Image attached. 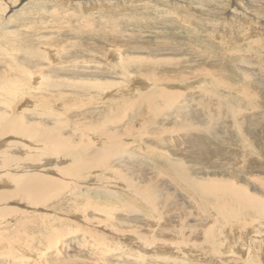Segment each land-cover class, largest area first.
I'll use <instances>...</instances> for the list:
<instances>
[{
	"label": "rangeland",
	"instance_id": "obj_1",
	"mask_svg": "<svg viewBox=\"0 0 264 264\" xmlns=\"http://www.w3.org/2000/svg\"><path fill=\"white\" fill-rule=\"evenodd\" d=\"M66 1L67 0H0V70L6 72V76L10 77L12 74H17V71L20 69L23 75L20 77L17 76L18 80L16 81L23 83L24 80L27 81V79H25L26 69L23 67L25 65L23 63L24 56L32 54L37 57L36 54L39 53V65L37 66L38 68L34 70V73L36 75H43V77L46 78L43 79L45 85L48 84L51 86L53 83L55 85V87L46 86V88L42 86L38 88L37 91H32V93L31 90L17 91V95L8 96V98L4 97L6 100V107L0 109L2 123L7 119L13 118L12 115L16 118L22 117V120L26 121L27 124L30 123V121L31 124L38 122L42 123V120L44 122L49 121L48 124L50 126L53 124V126L56 127L55 132H57V134L59 133L60 136L62 135L60 137H63L61 139L62 141H66L68 138H72L74 141L76 138L74 137V135H76L75 133H80V131L85 132V127L87 133L83 134L87 135V137L88 134H91L93 138L95 136L96 143H99V145L101 144L102 146H99L101 148L111 145L110 142H107L109 140L102 134L107 132L112 134L114 132L115 136H117V139L114 141L122 142V145L120 144L121 146L119 147L120 156L118 157L123 155L122 158H128V167L134 171L143 168V172H145L147 177L149 175L154 177L155 174H158L164 179H169L171 172H162L164 166H161V164L165 160H172L184 162L188 165L195 164L200 168L201 172L195 171L194 175L197 178L212 177L208 178L212 183L215 176L217 179L223 177L226 178L227 181L237 182L238 185L243 184L246 187L249 186L251 192L255 190L254 188H259V184L256 181H258V179L264 181L263 0H242V2L234 0L236 4L238 3L240 8L233 0H215L209 3L205 0H195V3L193 0H173L177 2L176 5L171 1L169 2L171 4L167 2L166 5L157 3L159 8L152 6L155 0H149L150 2H154L150 6L148 4H139V2L148 0H128L129 3L120 9L108 10L107 8L97 7L94 9H87L85 12H82L81 8L70 6V0H68L67 3ZM251 4L255 6H251ZM183 5L186 6L183 7ZM243 7V12H246L245 10L247 9L246 13L248 14L250 11L248 15L255 18L253 24L255 23L256 28H254L253 31L249 29V23L234 21L235 19H233L232 10L236 8L237 10H241ZM213 10L214 12L217 11L216 15ZM219 17L222 18L220 19ZM256 23H258V25L261 24V26H258ZM234 25L239 26L242 32L240 36L233 37L232 34H230L233 39L217 32V30L221 31L224 28L225 30H230ZM116 34H119L117 39L120 46L119 51L128 49L125 51L128 55L130 53V48L133 47L138 49L142 47V52L140 51L138 53L142 55V58L147 57L150 61L149 63H153L154 58L157 59L156 61H160L158 65H155V68L152 66L154 71L160 73L159 78L163 84L162 86L157 84L154 88V95L160 96V94H162L159 98L157 96L156 100L154 99L155 102L153 103L155 104L146 101L145 98L142 99V102H137L139 101V94H135L136 97L134 100L130 99L127 102L122 100L125 96L121 97L117 96V94L114 96L109 95V90L107 89L113 88L111 90L113 91L116 89L115 86H119V83H122L124 86L128 79H123V77L116 78L112 69L110 70L108 67L94 70L95 66L100 67L103 64V66H105L106 58L104 55H107L109 52H102V48H110L109 46L106 47L107 43L105 44L102 39H104V37L105 39L113 37ZM98 36L101 37V40H99ZM240 38H242V40H240ZM39 40L40 42L42 41L40 44ZM95 45L101 47L99 48V52L88 55L86 53L87 48L88 50H93L96 47ZM44 49L55 51L57 58L51 53L47 54ZM100 54L102 56H100ZM136 55L137 54L130 53V56L135 57ZM67 65L70 67L80 66L81 69H71L73 72H69L70 70H66L65 72L59 69V67L62 66L67 68ZM8 67L12 70V74ZM172 70L178 75L171 78V80L164 79V75L171 74L170 72ZM131 74L135 76V84L133 85L136 87L140 86L144 88L143 85L145 82L153 84L155 82L152 78L147 80L146 77H144L142 73H138V71H132ZM210 74H212V76H210ZM193 76L194 78L202 77L201 84H206L207 82H203L204 77L210 78L212 83H209L208 87H203V85H200L199 81L196 80L198 85L195 84L197 82L191 80ZM81 78L89 81H96L98 79L102 83L95 82L93 85L89 82L91 88L94 86L95 89L89 90L88 95H85V97L83 96V99L80 98L82 95L78 91L80 90L78 88H74L72 91L75 92H72L73 95L70 96L59 93L60 91H65V89H71V84L70 87H68L67 82L72 83L70 80H81ZM13 79H16V76ZM13 79L9 82L12 83L14 81ZM180 79L184 81L181 80V82L179 81ZM185 79H189L190 81H186ZM3 80L5 81V79H0V82ZM167 83L171 86L178 85L186 86L187 88H167L165 87ZM191 83L193 84L192 86L190 85ZM108 84H110V86ZM96 86H98V88ZM210 86L211 89L209 88ZM28 87L27 84L25 88L28 89ZM49 90L51 91L49 92ZM178 90H180V92H178ZM105 91L108 94H106ZM161 91L164 93H161ZM14 92H16V90H14ZM91 92H93V94ZM136 92L140 93L138 90H136ZM169 93L175 95H170L172 98L175 97V99L168 101V103L163 98H167ZM179 93H181V95ZM22 97L24 98L23 100ZM62 101L64 103H62ZM81 104L83 109L87 112L80 115L78 113L79 111L74 108L79 107ZM166 106L168 107L166 108ZM72 111L73 115L71 116L70 113ZM8 112L9 115H12L9 116ZM43 114L46 116L44 117ZM62 114L65 115L62 116ZM91 114H94V116L100 114L99 116L103 118L100 117V119L96 121L90 117ZM60 115L63 118H61ZM103 115L108 118V121ZM48 116L50 119H48ZM110 117L111 119H109ZM59 118L63 121H60L61 119ZM151 118H153L152 121ZM83 119L86 120L82 122ZM55 121L59 122L56 123ZM63 124L67 125L65 126ZM57 125L63 127L59 128ZM75 130L76 132L73 134L72 132ZM13 134L14 133L7 134L5 137H7L8 140H15L17 137V139H20L17 134L15 136H13ZM27 142L33 143L29 139ZM36 145L39 147L36 150L29 148V151L32 152L31 156H33V154L37 156L34 157V161L28 160L30 164L33 162V164L42 165L46 160L50 159L46 161L49 166L42 169L46 171L45 175L51 178H59L61 181L66 180V185H64L65 181L61 182L63 186L66 187H64V191H67L66 194H68V192H75L76 194L81 193L83 200H77L76 202L75 199L74 201L72 199L69 202L74 206L80 202L77 208L78 211L75 213H68L71 209L60 210L61 212L59 210L57 211L55 208L52 209V205H55L53 202H48L47 207L27 208L25 207L27 205L25 201L20 200L18 202L20 208L23 209L22 211H28V215L36 214L37 212L42 213L40 211L41 209H47L44 212L45 214L47 213L45 216L51 219L58 218L60 221L43 218L42 223L49 224L51 227L49 225H41L42 228L40 229V227H37L35 228L36 231L32 230L36 224L33 226L32 222L27 221V224H29V226H27L28 229H22L21 232L11 234L7 226L10 222L16 223L20 218L15 219L14 216L9 217L8 219H11L8 223L6 218L0 216V264H68L71 260L76 259L89 260L92 251L97 253L95 256L96 259L99 257L105 259L104 264H117L114 261V263L109 261L106 262V259L133 260L134 256L131 251H125L121 248L118 249V247L112 246L110 242H107V244L103 240L104 236H108L110 233L114 234V228H110V225L98 224L100 226H97V223H99V221H104L106 217L102 214L95 213L93 208L85 209L87 211L84 210L87 204L86 202L89 201L91 206L98 207L102 205L106 208L117 210L116 215L121 216L123 220L128 221L130 225L139 223V221L136 220L138 215L135 211H123L125 205H127V194H125L127 191H125V193L117 192L116 195H112L111 193L114 192H112L113 189L111 188L110 190L107 189L109 194L104 193L107 192L106 189L96 181L97 177H101L100 172L90 176L92 180H95L93 182H88L87 180L89 178L86 179L87 175L91 173L89 171L86 173L84 170H81V172L83 171V173L85 172L86 174L80 173V175H75L76 177L73 176L70 178L69 175L64 176V174H61L59 171L68 167V162L70 164L80 162V157L77 156V154V158H75V155L61 157L62 155L58 156L56 154L59 151L53 152L55 153L54 156L41 155V153H44L45 147H43L44 145L42 143ZM67 145H69V143L66 141L62 147ZM42 157L43 159H40ZM113 157L115 158L117 156L115 154L112 155L110 169L115 165V159ZM118 157L117 159H119ZM63 160L67 162L68 165L64 164L62 168H55L53 166L55 161ZM229 161L233 162L235 167L227 172L221 167L225 166ZM157 164L159 166L156 167ZM122 165L126 166L127 164ZM135 165L139 168H136ZM114 167L115 166H113V170L116 169V167ZM40 168H43V166ZM77 170L80 172L79 168H77ZM116 171L117 170H115L114 175L118 177H120V175L125 177L129 176L126 171H121V173H119V170L117 171L118 174ZM58 172L60 174H58ZM230 175L232 176L230 177ZM82 177L84 178L83 180L80 179ZM129 177L134 179H131L133 182L142 184L139 186L140 190H142L143 187L147 188V185L144 186L146 181L145 178H141L139 175H131ZM254 178H256V181ZM59 179L57 180L59 181ZM150 180L151 179H149V181ZM122 181L123 179L121 178L120 182ZM1 183L5 184L3 181L0 182V185H2ZM72 183L76 184L78 189H75L76 186L74 187ZM123 184L129 186L127 182H123ZM95 188L98 189L96 190ZM91 189L93 190L91 191ZM98 191L100 193H96ZM113 191H115V189ZM161 191L162 190L159 188H155L154 192L151 190V193L154 194V198L158 196V201H163L162 198L164 197L167 198V194L174 197L177 196L172 193L165 194ZM256 196L264 202V194H261L259 191ZM162 201L160 206L163 208ZM172 203L175 204L173 207H179L181 205L178 202ZM166 206L169 207L168 203L165 204V207ZM78 212H80V215ZM15 213L14 211V214ZM72 214L76 215L78 219L71 218L70 216H73ZM22 216L23 214H21V217ZM110 216L114 217L113 215ZM68 218H71L69 222L71 223V221H73L77 227L70 228V226L65 223L66 221L68 222ZM249 220L250 219H248V221ZM93 221H96V223L94 224ZM234 221L224 222L226 223L224 227L215 226V229H213V226L211 228L213 233L215 232V236L217 235L216 240H218V238H223L222 229L230 231L229 228L233 227H236L238 230L244 228L242 235H245V237L247 236V238L253 235L254 230L251 229H255L254 225L256 226L257 222L253 224V221L250 220L246 226L245 224L242 225V223H246L245 219H237L235 222ZM54 224L56 226L53 227ZM239 226H241V228ZM198 229L201 230L200 227ZM215 230H218V232L216 233ZM238 230L235 229V232ZM239 232L240 231L230 234V236L238 242L241 235ZM1 242H5L3 243L5 245ZM36 242L38 244H33ZM7 246L8 248H6ZM65 261H67V263H65ZM102 262L103 261H99L101 264ZM261 263L264 262L262 261Z\"/></svg>",
	"mask_w": 264,
	"mask_h": 264
},
{
	"label": "bare ground",
	"instance_id": "obj_2",
	"mask_svg": "<svg viewBox=\"0 0 264 264\" xmlns=\"http://www.w3.org/2000/svg\"><path fill=\"white\" fill-rule=\"evenodd\" d=\"M67 1H66V3H67ZM70 1H71L69 3L70 6H74V7L79 8V9L81 8L82 12H85L87 9H94L97 7L107 8L108 10L118 9V8L120 9L124 5H127V3H129L128 0H73V1L70 0ZM170 1L175 5L177 3L176 1H173V0H155V3L150 2L148 0V1L139 2V4H141V3H142V5L148 4L150 6V5H152V3H154L152 6H156L159 8L157 3L162 4V5H166L167 2L169 3ZM193 1L195 3V0H193ZM205 1L209 3V2H213L215 0H205ZM235 1L233 0V2H235ZM239 1L242 2V0H239ZM253 1H255V0H253ZM228 3H230V2H228ZM169 4H171V3H169ZM235 4H236V2H235ZM236 5L238 6V3ZM246 5H247V3H246ZM252 5L253 4H251V6ZM184 6H186V5H183V7ZM205 6H207V5H205ZM253 6H255V5H253ZM214 7H215V5H214ZM251 8H253V7H251ZM243 9H244V7L241 8V10H237V8L233 9L232 10L233 19H235L234 21L245 22L247 24L249 23V25H248L249 29H251L253 31V29L256 28L255 23L253 24V22L255 21L254 20L255 18H253V16L250 17L248 15L250 13L249 10H248L249 12L247 14L246 13L247 9L245 10L246 12H243L242 11ZM181 10H182V7H181ZM252 11H253V9H252ZM213 12H214V10H213ZM216 12H214L215 15H216ZM182 13H183V11H182ZM208 13H207V15H208ZM184 17H185V15H184ZM199 17H201V16H199ZM209 17H210V15H209ZM201 19H203V18L201 17ZM208 21H210V20H208ZM217 21H219V20H217ZM258 23H256V24L258 25ZM261 23H262V21H261ZM40 24H42V23H40ZM226 24H227V22H226ZM232 24H233V22H232ZM198 25H199V23H198ZM237 25H234L230 30L228 29L229 31L225 30V28H224L221 31L217 30V32L221 33L225 36H229L231 39H233L234 36H238V35L240 36L241 32H242L241 28ZM258 26H261V24ZM59 28H62V27H59ZM260 33H262V32H260ZM230 34H232L233 37ZM43 35H44V33H43ZM81 35H83V34H81ZM207 35H209V34H207ZM118 37H119V34H116L113 37H109L107 39H105V37H104V39H102L105 44L107 43L106 47H108V46L110 47L107 49L102 48V52H105V53H106V51H109V52L107 55H104L106 58L105 59V66H103L104 64L100 67L95 66L94 70L103 69V68L108 67V68H110V70L112 69L113 74H115L116 78L123 77V79H128L126 85H124V86L122 85V83H119V86H115L116 89H114L113 91H111L113 88L107 89V90H109L108 91L109 95L114 96L115 94H117V96H121V97L125 96L122 100L127 102L130 99L134 100V98L136 97L135 94H139V97H138L139 101H137V102H142V99L145 98L146 101H148L152 104H155L153 102H155L157 96H158V98L160 96H162V94H160V96L154 95L155 86H157V84H160L161 86L163 85L161 82V79L159 78L160 73L158 71H154L155 65H158L160 63V61H156L157 59L154 58V60H153L154 62L149 63L150 61L147 57L142 58V55L138 54L141 51L142 47L138 48V49L133 48V47L130 48V50H129L130 53L137 54L135 57L130 56V53L128 55L126 54L125 51H127L128 49H124L125 51H119L120 46H119V43L117 40ZM98 38H99V40H101L100 36H98ZM223 38H224V36H223ZM240 40H242V38H240ZM41 42L39 40V44ZM229 42H230V40H229ZM105 44H104V46H105ZM121 44H124V43H121ZM231 44H232V41H231ZM92 46H93V44H92ZM118 46H119V48H118ZM83 47H86V46H83ZM99 48H101V47L96 46L94 49L92 48L93 50H88V48H87L86 53L88 55L98 53ZM48 50H45V52L47 54L51 53L53 56H56L55 51H48ZM162 50H163V48H162ZM73 53H74V50H73ZM38 54H36L37 57L33 56L32 54L24 56V59H23L24 62L23 63L25 65L23 67H24V69H26L25 79H27L28 82L26 80H24L23 83L16 81V80H18L17 76L20 77L23 75V73L20 69L17 71V74H12V70L8 67L10 69V73L12 74V75L10 74L11 75L10 77L6 76L7 75L6 72L0 70V79H5V81L3 80L2 82H0V109L6 107V104H5L6 100L4 99V97L8 98V96L11 97L13 95H17V91L21 92L23 90H31V93H32V91H37V89L42 87V86H45V88H46V86H50L48 84L47 85L44 84L43 79L45 77H43V75H36L34 73V70L36 68H38L37 66L39 65ZM52 55H51V57H52ZM166 55H168V54H166ZM100 56H102V55L100 54ZM100 56H99V58H100ZM47 57H48V55H47ZM56 58H57V56H56ZM152 66L154 68H152ZM59 69L62 71H65V72H66V70L67 71L70 70L69 72H73L72 70H79V69H81V67L80 66H75V67L71 66L70 67L67 65V68L62 66V67H59ZM132 71L133 72L138 71V73L139 72L142 73L143 76L146 77L147 80H150V78H152V80H155L154 84L149 83V82L148 83L145 82L143 85V87L145 89L140 87V86L136 87L135 85H133V84H135L134 83V80H135L134 77L135 76H134V74H131ZM170 73L171 74L164 75V79H168V80L170 79L171 80V78L178 75L174 70H172ZM15 76H16V79H13ZM210 76H212V74H210ZM11 77H13V78H11ZM12 79L14 81L12 83H10ZM201 79H202V77L194 78V76H193V78L191 80L195 81V82L199 81L200 85H203V87H208L209 86L208 84L212 83L210 78L204 77L203 82H206V81L207 82H206V84H201ZM181 80L184 81L183 79H180L179 81H181ZM187 80L190 81L189 79H187ZM70 81L72 83L67 82V86L70 87V84H71V89H65V91H60L59 93H62L65 96L66 95L70 96V95H73L72 92H75L72 90L74 88H78V89H80L78 91L82 95V97H80L82 99H83V96L85 97V95H88L89 90L95 89L94 86H92L93 88H91V85H89V82H90V84H93V83L95 84V82L96 83L100 82V80H98V79L96 81H89V80L84 79V78H81V80L72 79ZM100 83H102V82H100ZM169 83L165 84V87H167V88H176L177 87L180 89H186L187 88L186 86H178V85L171 86ZM7 84H9V85H7ZM27 84L29 86L28 89L25 88V86ZM195 84H198V82ZM108 85L110 86V84H108ZM190 85L192 86L193 84L191 83ZM211 85H213V84H211ZM51 86L55 87L54 83L51 84ZM98 86H96V87L98 88ZM209 88L211 89V86ZM212 89H213V87H212ZM14 90H16V92H14ZM136 90L140 91V93L136 92ZM161 90H162V88H161ZM50 91L51 90H49V92ZM27 92H29V91H27ZM178 92H180V90H178ZM43 93H44V91H43ZM91 93L93 94V92H91ZM108 93L106 92V94H108ZM161 93H164V92L161 91ZM179 94L181 95V93H179ZM165 95H166V93H165ZM168 95L169 96H167V98L166 97L163 98V99H165L166 102L172 101L175 99V97L172 98L170 96V95H172V96H175V95L170 94V93ZM19 96H21V95H19ZM45 96H46V94H45ZM102 98H103V96H102ZM23 99L24 98L22 97V100ZM46 101H48V100H46ZM70 102H71V100H70ZM109 102H111V101H109ZM8 103H10V102H8ZM62 103H64V102L62 101ZM109 104H111V103H109ZM66 105H70V104H66ZM113 106H115V105H113ZM144 106H146V105H144ZM153 106H155V105H153ZM65 107H67V106H65ZM167 107L168 106H166V108ZM68 109H69V107H68ZM74 109H77V111H79L78 113L80 115L83 114L84 112H87L85 109H83L82 104L79 105V107L74 108ZM3 111H5V110H3ZM13 111H15V110H13ZM52 111H54V110H52ZM100 111H101V109H100ZM103 113H104V111H103ZM155 113H157V112H155ZM53 114H51V115L54 116ZM58 114H57V116H58ZM113 114H115V113H113ZM8 115H9V112H8ZM11 115L12 114H10L9 116H11ZM64 115L65 114H62V116H64ZM70 115L71 116L73 115V111L70 113ZM99 115L100 114H97L94 116V114H91L90 117L93 120L97 121L98 119H100V117H102ZM140 115H141V113H140ZM12 116H13V118L7 119L2 123V116L0 114V169H1V171H0V182L3 181L5 183V184L1 183L2 185H0V216L6 218L8 223L11 219V218L8 219L9 217L14 216L15 219L20 218V220H17L16 223L10 222V224L7 226V228L9 229L8 231L11 232V234H14L16 232H21L22 229H26L27 226H29V224H27V221L32 222L33 226L36 224V226L33 229L31 228L32 230H35V228H37V227H40V229H41L42 228L41 225L42 226H44V225L48 226L49 225V224H43L42 223L43 218H46L47 220L49 219V220H54V221H60L58 218L57 219H54V218L51 219L50 217L45 216V215H47V213L45 214L44 212L47 209L46 210L45 209L40 210L43 214L40 212L39 213L37 212L36 214H29L28 215V211H25V210L22 211L23 209L20 208V205L18 203L20 200L25 201V203L27 205L26 206L24 205V206L27 208H37V207L40 208V206L41 207H43V206L47 207L48 202L49 203L53 202L55 205H52L53 206L52 209L55 208L57 211L58 210L63 211V210L71 209V211L68 213H72V212L75 213L78 211L77 208H78V204L80 202L74 206L73 204L69 203L72 199H73V201L75 199L76 202H77V200H79V201L83 200L81 193L76 194L75 192H72V193L68 192V194H66L67 191H64L65 186H63V184L61 183L62 181H65L64 185H66L67 184L66 180L61 181L59 178H57V179H59V181H58L56 178H53V177L51 178V177L45 175L46 171H44L42 169L49 166L48 163H46V161H49L50 159L46 160L45 163H43L42 165L33 164V162H31L32 164H30L29 161H34V157H37V156H35L36 154H33V156H31L32 152L29 151V148L36 150L37 148H39L38 145H36V144L42 143L44 145L43 147H45V148H44V153H41V155H45V156L46 155H53L54 156L55 153H53V152L59 151L56 154L58 156L62 155L61 157H64V156L66 157L68 155H75L76 156V154H77V156L80 157V159H81L80 162H77L75 164L74 163L70 164L68 162V164H69L68 167H65V169H62V170L58 169V170H61L59 172L61 174L63 173L64 176L69 175L71 178L75 175H78V174L80 175V173L86 174L89 171L91 173L87 175L86 179L89 178L87 181L93 182L95 180H92V178L90 176L96 175V173L98 174V172H100L101 177H99V178L97 177L96 181H98L97 183H99V185H101L102 187H104V189H106L107 192H104V193L109 194L107 189L110 190L111 188L113 190L115 189V191L112 190V192H114V193H111L112 195H116L117 192L125 193V191H127V193H125V194H127V201H126L127 205H125L124 210L123 209L122 210L126 211V212L127 211H131V212L135 211L137 213L138 218H136V220H138L139 223H135L133 225H130L128 223V221L123 220V218L121 216L116 215L117 210L115 211L114 209L112 210V209L106 208L105 206H102V205H99L98 207L91 206L89 201H87V202L85 201L87 204L85 203L86 205L84 207V210L93 208L95 213L102 214L106 217V219L104 221H99V223H97V226H100L98 224H104V225H110V228H112V227L114 228V232H113L114 234L110 233V235L104 236L103 240L106 243L110 242V244L112 246L118 247V249L121 248L125 251H128V250L131 251L133 253V256H134L133 260L106 259V262H108V261L112 262V263L116 262L117 264H264V263H261L262 261L264 262V202L261 201L260 198L256 196L259 191L261 192V194H264V181H260L259 179H258V181H256V178H254V180L256 182H258L259 188H254L255 190H253V192H251V189H249V186L246 187L243 184L238 185L237 182L235 183V182H232L229 180L227 181V179L223 178V177H219L217 179V177L214 176L213 183L210 179H208V178H212V177H207V178L199 177V178H197L194 175V172L195 171L201 172V170L198 166H196L195 164L194 165H188L184 162L172 161V160H165L161 164V166H164L162 172H166V171L171 172V176L169 175V179L168 178L164 179L161 177V175H158V174H155V176L157 175L156 177L155 176L152 177V175H149L147 177L145 172H143V168H139L138 166L135 165V167L139 168V169H138V171H134L130 167H128V165H129L128 158H122L123 155L121 157H118V156H120L119 155V149H120L119 147L122 145V142L114 141L115 139H117V136H115L114 132L112 134L109 132L102 134V135H104V137L107 140H109L107 142H110L111 145L104 146L103 148H101V147H99L101 144L99 145V143H96L95 136L93 138V136H91V134L90 135L88 134V137H87V135H85L87 133L85 127H84L85 132L80 131V133H78V132L75 133L76 130L78 129L76 127L77 129L72 132L73 134L74 133L76 135L78 134L77 136L74 135V137H76L75 140L73 141L72 138H68V140H67L64 137L66 139V141L69 143V145L62 147V145L66 141L64 140L65 141L64 142L61 140L63 138V137L60 138L62 135L60 136V134L58 133L59 134V136H58L57 132H55L56 127L53 126V124H51V126H50L48 124L49 121L44 122L42 120V123L38 122L35 124H31V121H30V123L27 124L26 121L22 120V117L16 118V117H14V115H12ZM45 116L46 115H44V117ZM52 116H51V118H52ZM62 116L60 115L61 118H63ZM157 116H158V114H157ZM61 118H59V119H61ZM105 118H107V117H105ZM18 119H20V120H18ZM48 119H50V117ZM109 119H111V117ZM152 119L153 118H151V121H152ZM85 120L86 119H83L82 122H84ZM104 120H106V119H104ZM60 121H63V120L61 119ZM107 121H108V118H107ZM57 122H59V121H57ZM151 124H152V122H151ZM63 125H65V124H63ZM57 126L59 128L63 127V126L61 127L59 125H57ZM73 129H75V128H73ZM87 130H89V129H87ZM12 133H14L13 136H15L17 134V136H19L20 139H17L18 138L17 137V138H15V140H8V138L5 137V136H7V134H12ZM83 133H85V134H83ZM90 133H91V131H90ZM9 138H11V137H9ZM28 139L30 141H32L33 143H28L27 142ZM120 139H122V138H120ZM73 142H75L77 144H75ZM100 142H101V139H100ZM123 144H125V143H123ZM39 153H40V151H39ZM114 154L119 158V159H117V157H115V158L113 157L115 159V161H114L115 165H113L116 167L115 170H117V171L120 170L119 173H121V171H126L127 174H129V176H131V175L138 176L139 175V176H141V178H145L146 181H145L144 186L147 185V188L143 187L144 190H143V188H142V190H140L139 186L142 184H140L139 182H133L132 180H134V179L130 178L129 176L125 177L123 175H120V177H118V176L114 175L115 170H113V166H112V169H110L111 168V164H110L111 158H112V155H114ZM77 156L75 158H77ZM46 158H48V157H46ZM40 159H43V157ZM64 164L68 165L67 162H64V160L63 161H55L53 166L55 168H62V166H64ZM122 164H127V165L125 166ZM42 166H43V168H40ZM157 166H159V165L157 164L156 167ZM233 167H235L233 162L229 161V162H227V164L225 166H223L221 168L224 171L229 172L228 170L233 169ZM77 168L80 169V172L77 170ZM81 170H84L86 173L85 172L83 173V171L81 172ZM49 171H48V173H49ZM67 171H69V172H67ZM59 172H58V174H60ZM240 172H244V171H240ZM52 174L54 175L53 172H52ZM117 174H118V172H117ZM231 176L232 175H230V177ZM83 177L80 179L83 180L84 179ZM121 178L123 179L122 182H120ZM86 179H85V183H86ZM149 179H151V180L149 181ZM123 182L129 183V186H126L125 184H123ZM72 185L74 187L76 186V184H73V183H72ZM74 187H73V189H74ZM155 188L161 189L162 193L163 192L165 194L166 193H172L173 195L175 194L177 196L174 197L172 195L167 194L168 197L162 198L163 201L161 200L162 204H163V208H162L160 206L161 201L160 200L158 201V196L156 198H154V194L151 193V190H153V192H154ZM75 189H78L77 186L75 187ZM92 190L93 189H91V191ZM96 193H100V192L98 191ZM80 197H82V198H80ZM172 202H174V203L178 202L181 205L179 207H173V206H175V204H173ZM166 203H168L169 207H167V206L165 207ZM84 210H83V212H84ZM14 211L16 212L15 214H14ZM85 211H87V210H85ZM78 213L80 215V212H78ZM21 214H23L22 217H21ZM41 214L44 216H42ZM110 215H113L114 217H111ZM18 216H20V217H18ZM70 217L71 218H77L76 215H73ZM71 218H68L67 219L68 222L66 221L65 223L68 224L70 226V228H73L76 225L73 221H71V223L69 222ZM237 219H240V220L245 219L246 223L244 222V223H242V225L245 224L246 226L250 220L253 221V224H254V222H257V225L256 226L254 225L255 229H251V230H254L253 235L251 237L249 236L248 238H247V236L245 237V235H242L244 228L242 229L241 228L242 225L240 224L241 225V226H239L241 228L240 230H238L236 227L229 228L230 231H225L221 228L223 238H220V239L218 238V240H216L217 235L215 236V234H214L215 232L213 233L211 228L213 226H214L213 229H215V226H218V227L223 226L224 227L225 224L227 223L226 221H228V222L234 221V220L236 221ZM248 219H250V220L248 221ZM79 221H80V218H79ZM224 222H226V223H224ZM234 222H232V223H234ZM93 223L95 224L96 221H93ZM54 226H56V225L54 224L53 227ZM232 226H230V227H232ZM199 227L201 228V230L198 229ZM202 227H203V229H202ZM226 227H227V225H226ZM246 228H248V227H246ZM4 229H5V227H4ZM235 229L240 231L239 233L241 234L239 237V242L235 241L233 239V237L230 236L231 233L233 234V233L238 232V231L235 232ZM46 230H47V228H46ZM217 232H218V230L216 231V233ZM21 235H19V236H21ZM17 237H18V235H17ZM103 240H101V241H103ZM1 243L3 244L5 242H1ZM33 244H38V243L36 242ZM3 245H5V244H3ZM6 248H8V246ZM134 252H136V253H134ZM96 254H97L96 252L92 251L89 260L76 259V260H71L70 262L68 261L69 262L68 264H101V263H99V261H103L102 264H104L105 259H102L101 257L96 259V257H95ZM88 256H89V254H88ZM65 263H67V261H65Z\"/></svg>",
	"mask_w": 264,
	"mask_h": 264
}]
</instances>
